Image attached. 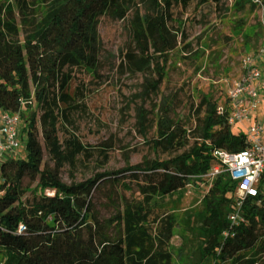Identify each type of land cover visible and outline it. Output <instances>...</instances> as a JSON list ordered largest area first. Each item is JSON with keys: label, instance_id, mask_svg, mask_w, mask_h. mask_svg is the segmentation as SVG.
Segmentation results:
<instances>
[{"label": "trees", "instance_id": "obj_1", "mask_svg": "<svg viewBox=\"0 0 264 264\" xmlns=\"http://www.w3.org/2000/svg\"><path fill=\"white\" fill-rule=\"evenodd\" d=\"M178 1L185 8L190 2L61 0L36 42L9 44L0 37V110L24 113L25 101L31 110L23 128L27 136L25 158L0 163V254L8 264H173L170 246L177 219L166 206L165 197L190 185L200 190L198 181L215 163L213 151L243 149L245 134H234L226 114L218 112V104L203 96L197 112L205 108L206 114L198 118L197 138L189 151L67 184L61 177L65 163L74 166L79 154L91 157L95 148L71 138L68 149H63L57 125L60 117L68 119L65 103L71 93L70 82L59 88L61 62L68 57L97 71L102 52L98 28L105 14L118 20L135 15L132 40L121 68L151 74L145 81V94L159 92L169 54L181 43L179 33L184 34L173 15ZM210 1L199 3L208 5ZM260 1L264 7V0ZM247 4L255 7L253 0H234L232 6L242 10ZM188 47L184 45L186 50ZM163 105L158 110V137L151 143L164 149L185 146L190 131L171 118L165 100ZM38 127L44 143L38 137ZM46 150L54 166L46 159ZM99 152L108 159L106 148ZM125 171L131 172L129 177L137 185V198L123 193V188L130 186L122 182L120 174ZM26 176L39 177L42 185H52L57 193L26 209L21 201ZM107 183L113 188L107 195L113 207L111 215L102 213L95 197ZM206 184L200 224L202 259L194 264H264V207L249 197L243 207L247 221L235 227L232 237L221 240L220 230L229 228L233 183L221 173ZM21 223L27 227L24 233L18 232Z\"/></svg>", "mask_w": 264, "mask_h": 264}, {"label": "rangeland", "instance_id": "obj_2", "mask_svg": "<svg viewBox=\"0 0 264 264\" xmlns=\"http://www.w3.org/2000/svg\"><path fill=\"white\" fill-rule=\"evenodd\" d=\"M253 1L255 7L247 4L242 10L232 6L234 0H213L202 6L200 0H190L186 8L176 2L175 24L184 34L179 33L181 43L169 54L159 92L151 96L145 94V81L151 74L130 73L121 68L123 55L132 40L135 15L131 13L124 20L103 15L98 28L102 52L97 71L81 67L68 57L60 65L59 88L66 82L71 85L70 97L65 103L68 119L60 117L57 125L62 147L67 150L70 139L78 138L84 145L95 148L91 157L79 154L74 166L65 163L61 169L63 181L78 183L99 173L146 161L168 160L189 151L197 138L194 132L198 118L206 114L205 108L197 112L198 104L206 96L218 107L225 105L229 87L241 78L243 60L247 56L254 57L260 66L264 87V7ZM59 2L61 0H0V37L9 44L25 40L36 42ZM184 45L189 46L187 50ZM260 99L255 115L264 125V89ZM164 100L171 118L190 131L183 147L164 149L151 143L158 137V110L164 106ZM24 110L19 123L20 158L26 156L27 136L23 128L25 118L31 113L27 101ZM231 131L245 134L247 128L232 124ZM37 133L44 143L40 127ZM100 148L107 149V160L100 154ZM45 157L54 166L47 150ZM130 174V171L120 174L124 178L122 182L130 185L123 188V193L137 198L140 194ZM206 182V179L198 181L200 190L190 185L165 197L166 206L177 219L170 246L173 264H194L202 259L204 237L200 224L205 210L202 194L207 190ZM112 192L108 183L96 192L104 215L113 212L107 196ZM56 193L52 185H42L39 177L26 176L21 201L30 210L32 206H39L44 196ZM233 210L231 203L228 212ZM49 222L53 224L51 218ZM223 230H220L221 240L226 239ZM0 264H8L4 254H0Z\"/></svg>", "mask_w": 264, "mask_h": 264}, {"label": "built area", "instance_id": "obj_3", "mask_svg": "<svg viewBox=\"0 0 264 264\" xmlns=\"http://www.w3.org/2000/svg\"><path fill=\"white\" fill-rule=\"evenodd\" d=\"M256 1L262 5L260 0ZM262 78V70L256 59L245 57L243 74L230 85L225 105L219 106L218 112L226 114L230 125L246 126V146L237 152L215 149V163L201 176L211 182L217 175L226 173L233 183L231 197L234 210L227 216L229 228L223 230L224 238L232 237L235 227L247 221L243 207L249 197L264 207V125L255 115L264 89ZM19 123L20 113L4 111L0 115V162L20 158ZM26 230V225L21 223L18 232L24 233Z\"/></svg>", "mask_w": 264, "mask_h": 264}, {"label": "crops", "instance_id": "obj_4", "mask_svg": "<svg viewBox=\"0 0 264 264\" xmlns=\"http://www.w3.org/2000/svg\"><path fill=\"white\" fill-rule=\"evenodd\" d=\"M2 112H3V111H2V110H0V115L2 114Z\"/></svg>", "mask_w": 264, "mask_h": 264}]
</instances>
